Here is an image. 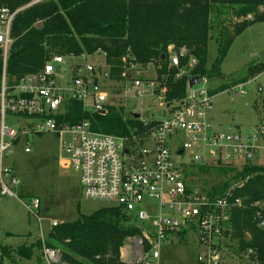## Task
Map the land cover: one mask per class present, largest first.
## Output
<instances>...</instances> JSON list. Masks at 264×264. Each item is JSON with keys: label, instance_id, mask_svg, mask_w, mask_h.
Here are the masks:
<instances>
[{"label": "built area", "instance_id": "obj_1", "mask_svg": "<svg viewBox=\"0 0 264 264\" xmlns=\"http://www.w3.org/2000/svg\"><path fill=\"white\" fill-rule=\"evenodd\" d=\"M47 1L31 0L16 10L0 7V52L4 62L0 89V197L20 198L21 179L10 166L14 150L23 148L25 154H31V137L52 135L60 145L61 167L79 173L85 198L114 204L140 229V236L126 239L120 264H161L164 250L179 243L183 232L186 237H197L200 252L195 264H264L257 250L240 252L238 243L231 238L233 211L247 207L242 198L235 197L245 182L232 180L218 197L191 183L200 167L218 171L264 169V125L218 131L208 121L214 95L205 77L192 88L189 84L194 77L190 78L182 102L160 103L167 111L164 119H136L147 129L143 134L119 137L95 131L90 121L70 124L69 108L73 104L80 105L83 112L104 115L109 107H116L112 102L116 88L118 94L123 88L125 94L164 99L166 82L159 80L154 65L144 68L129 49L118 67L109 63L108 53L102 50L67 59L54 56L41 72L10 83L6 67L14 42L15 19ZM186 55L184 49L171 53L169 67L178 71L176 79L184 76L180 74L184 68L181 59ZM193 64L194 61L190 66ZM116 70L119 72L114 76ZM151 71L157 75L155 80L146 76ZM245 84L233 90L239 89L244 95ZM178 139H183L180 145ZM178 157L184 159L175 160ZM227 181L223 177L222 183ZM26 208L40 224L38 240L43 263L69 264L60 249L46 245L41 201L31 198ZM250 209L254 224L264 230V201L253 202ZM57 226L52 223V228Z\"/></svg>", "mask_w": 264, "mask_h": 264}, {"label": "trees", "instance_id": "obj_2", "mask_svg": "<svg viewBox=\"0 0 264 264\" xmlns=\"http://www.w3.org/2000/svg\"><path fill=\"white\" fill-rule=\"evenodd\" d=\"M30 2L0 0V7L16 10ZM229 17L237 20L233 31L225 28ZM260 22H264V0H49L16 17L7 76L10 83H14L41 72L54 56L91 55L98 50L107 52L109 63L118 67L130 49L144 68L156 67L159 80L166 82L164 99L174 105L185 99L191 76L209 80L220 77V67L236 37ZM212 37L218 45V56L209 68ZM170 46H174V53L186 50L187 55L181 59L183 66L196 62L190 77L176 79L177 71L169 67ZM164 55L166 58L162 59ZM3 69L0 52V89ZM118 72L114 71V76ZM248 73L250 78L264 73V63L250 66ZM225 90L226 87L221 86L220 91ZM69 113L70 124L90 121L95 131L108 135L126 137L147 130L140 120L126 119L116 107H109L102 115L83 112L80 105L73 104ZM208 170L207 166L199 168L202 174ZM219 172L228 181L212 187L208 193L218 197L232 180L245 182L244 187L235 192V197L242 198L247 207L233 211L231 238L238 243L240 252L255 249L264 262V230L254 224L250 209L253 202L264 201V169L220 168ZM199 182L191 183L198 185ZM203 184L209 186L207 181ZM140 234L131 219L120 208L112 206L88 216L81 215L74 222L58 224L51 229L46 245L60 249L69 264H120L126 239ZM180 237L184 240L186 233ZM41 248L39 240L16 250L0 244V264L13 260L14 256L28 261L36 257L39 264H44Z\"/></svg>", "mask_w": 264, "mask_h": 264}, {"label": "rangeland", "instance_id": "obj_3", "mask_svg": "<svg viewBox=\"0 0 264 264\" xmlns=\"http://www.w3.org/2000/svg\"><path fill=\"white\" fill-rule=\"evenodd\" d=\"M236 23L235 18L229 17L225 28L233 31ZM217 56L218 45L213 39L209 45V68ZM64 58L67 59L68 56ZM170 60L171 57L169 64ZM191 63L181 70L182 76L190 77L192 69L196 66V62L193 66H190ZM259 63H264V22L251 25L236 37L220 67L221 76L208 79V88L215 93L212 108L207 113L208 121L218 131L246 130L264 125V73L254 78H250L248 73L250 66ZM146 76L151 80L157 77L154 71ZM242 84H245L244 95L240 94L239 89L233 90ZM221 86L226 87L224 92L220 91ZM115 90L112 102L123 112L126 119L135 114L140 115L143 120H161L167 116L166 109L160 107V103L165 105L164 99L156 95L141 98L134 92L125 94L123 88L120 94L117 93L118 88ZM182 141L183 139H178L179 145ZM30 143L31 154H25L23 148H19L14 150V155L10 159L12 162L10 166L21 179L20 198L0 197V244L15 250L23 244L30 245L38 241L40 236V224L26 208L30 205L31 198H38L41 201L42 210L48 209V212H42L40 216L46 238L54 222L58 224L74 222L81 215L88 216L104 207L114 206L109 202L85 198L79 173L72 168L66 170L61 167L60 145L54 136L31 137ZM183 159L184 157L175 158L177 161ZM209 169L204 174L196 170L193 180L200 181L199 186L211 190L212 187L217 188L222 184L223 176L218 170ZM206 181L209 182V186L203 184ZM196 239V235L192 234L166 248L161 264H195L200 252ZM4 264H39V260L35 257L28 261L14 256L13 260H6Z\"/></svg>", "mask_w": 264, "mask_h": 264}, {"label": "water", "instance_id": "obj_4", "mask_svg": "<svg viewBox=\"0 0 264 264\" xmlns=\"http://www.w3.org/2000/svg\"><path fill=\"white\" fill-rule=\"evenodd\" d=\"M41 26H42L41 24L38 25L39 28H41ZM173 51H174V46H170V47H169V53L171 54V53H173ZM165 58H166L165 55L162 56V59H165ZM198 81H199V78H198V77L193 78V79L190 81L189 86L192 88L193 86H195V85L198 83ZM163 86H164V85H163ZM133 116H134L135 119H139V118H140V115H138V114H135V115H133Z\"/></svg>", "mask_w": 264, "mask_h": 264}, {"label": "crops", "instance_id": "obj_5", "mask_svg": "<svg viewBox=\"0 0 264 264\" xmlns=\"http://www.w3.org/2000/svg\"><path fill=\"white\" fill-rule=\"evenodd\" d=\"M99 61H101V60L99 59ZM46 212H48V209H46Z\"/></svg>", "mask_w": 264, "mask_h": 264}]
</instances>
